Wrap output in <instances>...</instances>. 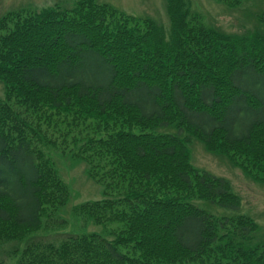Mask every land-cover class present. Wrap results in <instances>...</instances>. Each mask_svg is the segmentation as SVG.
<instances>
[{
    "label": "trees",
    "instance_id": "1",
    "mask_svg": "<svg viewBox=\"0 0 264 264\" xmlns=\"http://www.w3.org/2000/svg\"><path fill=\"white\" fill-rule=\"evenodd\" d=\"M164 14L167 27L77 0L0 16V246L13 264H264L261 225L184 145L194 136L264 183V13L240 32L182 0ZM73 122L104 132L73 154L107 192L70 212L112 222L109 239L58 230L69 192L41 127L64 126L68 143Z\"/></svg>",
    "mask_w": 264,
    "mask_h": 264
},
{
    "label": "rangeland",
    "instance_id": "2",
    "mask_svg": "<svg viewBox=\"0 0 264 264\" xmlns=\"http://www.w3.org/2000/svg\"><path fill=\"white\" fill-rule=\"evenodd\" d=\"M77 0H0V16L10 10L26 9L27 12L38 11L54 5L61 8L72 6ZM111 5L119 12L134 16L153 18L157 23L168 26L164 14V0H97ZM189 13L198 15L204 25L219 27L224 32H240L244 28L257 25L252 15L264 13V0H241L236 7L232 8L219 0H182ZM3 86L0 83V95L2 97ZM70 121V118L68 119ZM79 129V138L73 135L71 142H62L58 135L64 131V126L51 128L42 126V131L50 139L45 146L41 147L45 157L56 169L66 184L69 198L66 207L59 211L60 216L65 218L66 226L59 231L90 232L112 238V222L92 223L89 219L75 216L70 208L74 204L82 203L89 199H99L106 196L103 185L88 174V167L83 160L75 156V150L82 151V143L103 138L104 132L96 134L94 129H86L82 123L73 122ZM84 140L81 142V137ZM79 140V142H78ZM188 151L189 163L198 171L205 170L228 180L231 188L240 197L241 211L254 218L264 231V183L244 173L241 167L236 166L232 159H228L217 150H208L204 144L194 136H189L184 144ZM236 160V159H234ZM237 164V163H236ZM104 192V193H103ZM42 234H51L48 230ZM0 246V264H13L12 258L7 255L6 247Z\"/></svg>",
    "mask_w": 264,
    "mask_h": 264
}]
</instances>
